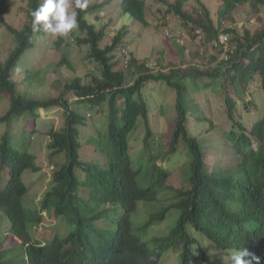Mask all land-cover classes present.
Masks as SVG:
<instances>
[{
  "label": "trees",
  "instance_id": "16d2710c",
  "mask_svg": "<svg viewBox=\"0 0 264 264\" xmlns=\"http://www.w3.org/2000/svg\"><path fill=\"white\" fill-rule=\"evenodd\" d=\"M159 1L165 14L192 24L195 40V29L206 35L204 43L219 37L212 12L201 0L191 6L188 0ZM221 1V19L251 3L259 25L223 31L233 34L232 49L214 46L218 52L206 63L152 71L132 58L127 67L135 77L129 83L126 71L117 68L119 60L114 61L128 28L123 26L112 44L102 45L108 24L101 13L116 3L124 15L148 26L146 0H104L88 3L83 11L73 0L82 34L77 43L89 46L88 57L101 75L87 82L75 77L65 81L58 96L41 97L27 89L41 75L33 63L22 81L14 75L46 34L32 32L29 15L42 0H27L21 28L7 18L12 0H0V21L15 40L8 57L0 60V96L9 93V108L0 116V125L6 126L0 138V213L7 221L4 228L0 225V264H162L170 251L179 264H230V253L244 249L259 257L253 264H264V0ZM60 63L71 66L65 57ZM152 82L175 95L176 122L170 132L162 125L165 106L154 109L145 96ZM211 92L229 125H217L204 112L198 95ZM80 108L102 117L106 129L84 137L90 118ZM53 109L65 116L61 127L49 131V156L56 158L57 168L39 207L30 208L24 174L42 167L29 141L16 142V129ZM139 126L145 136L134 156L131 137ZM84 142L95 146L94 159L83 158ZM176 170L184 173L178 188L170 184ZM141 203L148 208L144 219L137 217ZM44 212L64 221L66 234L55 226L40 230ZM171 219L167 233H157ZM6 238L15 243L2 248Z\"/></svg>",
  "mask_w": 264,
  "mask_h": 264
},
{
  "label": "rangeland",
  "instance_id": "374dc122",
  "mask_svg": "<svg viewBox=\"0 0 264 264\" xmlns=\"http://www.w3.org/2000/svg\"><path fill=\"white\" fill-rule=\"evenodd\" d=\"M104 0H88L89 4L95 2H102ZM174 1V0H172ZM204 2L212 12L216 26L220 33L229 29L235 28L243 30L247 27L255 29L260 21L258 13L251 3L238 6L230 15H226L221 19L220 8L222 5L221 0H201ZM27 0H12L11 9L7 15L8 21L15 27L21 28L26 21V13L24 11ZM147 4V19L148 26L142 25L124 15L119 5L116 3L109 6L108 10L101 13L102 21L108 24L106 38L102 45L112 44L114 36L127 26L128 34L123 36L121 45L114 52V61L119 60L118 69H124L128 76V82L131 83L135 77L133 68L127 67V60L131 62L132 58L144 61L146 63H157V66L152 71L169 68L172 64L175 65H189V64H202L210 60L211 54L218 52L214 50V41L212 43H204L206 35L198 34L199 29H195L197 40L193 38V26L191 23L187 25L182 18L175 14H165L163 11L164 4L159 0H146ZM188 5L197 4V0L193 3L187 1ZM74 10V6L72 9ZM261 14H264V5L261 8ZM93 18V16H92ZM169 31V34H168ZM202 31V30H200ZM230 34V33H229ZM76 36H82L78 29L70 32L62 43H58L59 38L63 36L52 35L47 33L38 39L36 49L26 54V67L22 66L14 75V79L22 81L26 76V68L35 67L41 72L40 77L34 80L27 89L34 96L41 97H56L61 91L65 81H70L75 77H83L87 82L91 79L93 74L101 75V70L97 63L90 60L88 57L89 46L79 45ZM201 36V37H200ZM233 37V34H230ZM230 37V38H231ZM234 45V43H233ZM15 46V40L8 30L0 21V60H5ZM225 50L232 49V44L229 42L225 45ZM225 54V53H224ZM222 52H219L218 59L221 58ZM213 56V55H212ZM65 57L70 60L71 66L61 65L62 58ZM202 60V62H200ZM210 63L214 64L215 61L211 60ZM208 63V64H210ZM160 83L152 82L149 88L145 91V96L152 102V107L157 109L165 106L166 117H163V128L169 132L174 128L176 122V109L175 95L171 92L166 93L165 90L159 89ZM234 95V94H233ZM199 102L203 106L206 115L213 120L217 125L218 123L228 124L225 115L218 107V100L211 93H200L198 95ZM247 99L250 100L251 96L248 95ZM9 108V93H4L0 96V116L4 115ZM80 111L87 115L90 120L88 127L84 129V137L88 134L96 136L97 129L106 127L100 121V116H95L94 111L87 108H80ZM28 120V118H27ZM27 120H22V124H27ZM65 122V116L62 109L42 110L40 117L37 118L35 123L24 125L16 129V142L20 145L30 142V151L38 156V163L42 167L40 172L26 171L25 181L29 187L28 204L33 207H39L40 201L46 191H48L53 184V174L56 166V158L49 156V131L52 126L57 128L61 127ZM17 126V125H15ZM5 125H0V138L5 132ZM229 128V127H228ZM35 133L33 134V131ZM11 137V133L6 130ZM223 133V131H221ZM92 136V137H93ZM144 127L139 126L135 134L131 137L132 154L136 156L142 148L144 140ZM202 139L205 138V132L201 135ZM162 143V140L161 142ZM212 147V144H211ZM221 152L223 149L221 147ZM82 156L86 159H94L96 157L95 146L84 142L82 149ZM59 162L61 159H58ZM161 163V161H159ZM183 171L176 170L170 177V184L175 187H181L184 183ZM27 198V197H26ZM148 208L140 204V213L137 216L139 219L147 218ZM44 222L40 226V230L44 231L52 226L57 227L61 233L66 234L67 224L61 219H57L49 213L44 212ZM173 219L168 223H162L157 227V233H167ZM7 224L5 217L0 213V225L4 228ZM1 234V233H0ZM0 236V240H1ZM3 247H11L14 243L10 238L4 239ZM3 242V241H2ZM162 264H179V256L176 253L168 252L165 255Z\"/></svg>",
  "mask_w": 264,
  "mask_h": 264
},
{
  "label": "clouds",
  "instance_id": "9594fccd",
  "mask_svg": "<svg viewBox=\"0 0 264 264\" xmlns=\"http://www.w3.org/2000/svg\"><path fill=\"white\" fill-rule=\"evenodd\" d=\"M74 4L76 9L83 11L88 7V0H74ZM72 7L73 0H42L39 7L29 12L32 32L43 30L52 35L67 36L78 28V13L70 10ZM126 62L128 65V60ZM253 261L258 262L259 257L247 249L230 253V264H253Z\"/></svg>",
  "mask_w": 264,
  "mask_h": 264
},
{
  "label": "built area",
  "instance_id": "2783aa9c",
  "mask_svg": "<svg viewBox=\"0 0 264 264\" xmlns=\"http://www.w3.org/2000/svg\"><path fill=\"white\" fill-rule=\"evenodd\" d=\"M195 0H189L188 2L193 3ZM198 34H202V32L200 30L197 31ZM169 34V31H168ZM201 37V36H200ZM230 34L227 32H221L219 34V37L214 41V46L220 47L221 45H226L227 43H229L230 41ZM228 58V57H227ZM157 66V63L154 62L152 63H147V67H150L152 69H154Z\"/></svg>",
  "mask_w": 264,
  "mask_h": 264
}]
</instances>
